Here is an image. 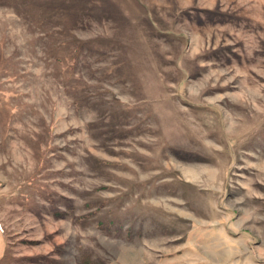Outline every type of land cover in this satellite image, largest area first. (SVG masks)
<instances>
[{
  "label": "rangeland",
  "instance_id": "1",
  "mask_svg": "<svg viewBox=\"0 0 264 264\" xmlns=\"http://www.w3.org/2000/svg\"><path fill=\"white\" fill-rule=\"evenodd\" d=\"M0 264H264V0H0Z\"/></svg>",
  "mask_w": 264,
  "mask_h": 264
}]
</instances>
